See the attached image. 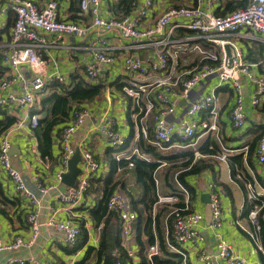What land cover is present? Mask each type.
<instances>
[{
	"label": "built area",
	"instance_id": "2783aa9c",
	"mask_svg": "<svg viewBox=\"0 0 264 264\" xmlns=\"http://www.w3.org/2000/svg\"><path fill=\"white\" fill-rule=\"evenodd\" d=\"M0 3V16L8 12L14 13V21L10 30L8 45L0 48V58L9 67V73L0 78V106L17 103L26 109V116L16 122L0 135V167L20 195L27 200L31 210L27 215L30 235L26 238L15 236L10 240L0 238V253L31 248L41 234L43 227H50L62 235L67 246H74L81 233L83 221L85 230L89 222L84 215L77 213V207L83 202L87 194L90 178L100 169L105 167L103 161L87 147L79 150L80 172L75 186H66L57 189V183L62 182V176L68 170V163L74 154L72 140L74 134L84 125L90 116L89 106H82L75 111L71 121L63 127L59 138L58 167L54 182L44 183L35 178L34 183L39 194L31 191L21 172L11 162V132L15 129L29 125L35 129L39 116L33 110L40 103L45 89L51 84L68 86L65 75L60 73L45 72L43 52L46 51L48 36H53L54 41L64 35L84 37L89 30L95 34L91 47L92 58L85 65L84 78L89 83L102 82V71L112 67L120 60L125 76L121 80L122 94L131 99V114L134 122L139 116L138 132L134 137L132 146L128 150L115 153L116 160H128L132 166V159H148L142 153L136 141L141 132L147 137L148 118L153 119V138L149 142L158 150L176 148L177 150L191 148L195 158H202L196 149V139L199 134L217 131L216 88L226 82L231 83L234 92V102L231 107L230 117L232 126L236 129L244 128L246 123L244 96L239 76H245L254 86L251 104L258 106L264 94V76L253 71V62L243 59L240 47L226 35H233L241 27H247L263 35L264 42V0H247L243 8L234 9L223 15L211 12L217 0H191L189 5L166 6L162 13L154 20L150 19L152 9L156 6L155 0H144L142 5L133 3L131 10L121 16L104 17L100 6L102 0H80L79 14L75 20H64L59 17L58 1L45 0L41 4L34 0H4ZM112 1V0H110ZM89 17L90 24L85 22ZM178 30V31H177ZM115 32L124 41H129L128 46H112L108 42L107 33ZM177 31V32H176ZM192 33L195 36L191 35ZM225 45L229 46V54ZM150 47L151 53L143 59L132 50ZM192 56L187 65H182L183 56ZM28 67L31 76L26 77L23 67ZM161 73L164 76L152 80L151 75ZM216 76L217 84L207 93H201L195 98L188 99L194 88L203 80ZM13 85H17L19 94L16 95ZM184 99L185 107L179 117H175L178 101ZM206 112V117H199ZM99 139L109 147H121L125 138L113 127L110 119L101 117L91 130ZM211 148V147H209ZM232 150H224L214 156L221 161H226ZM253 156L256 162L264 167V136L257 141ZM168 162L162 161L161 166ZM234 174L230 179H238L246 190L250 209L247 215L253 226L248 235L258 251L262 250L260 241V225L258 217L264 207V177L261 181H251L243 177L237 165L233 167ZM176 185L184 196L183 207H174L169 212L171 220V239L167 240L168 247L187 259L186 248L188 244L203 241L204 237L199 230L203 219L201 212L189 205V193L176 179ZM154 183L159 186V179L154 175ZM220 188L213 180L206 184L209 195L210 219L208 227L216 239L215 255L207 254L204 250L199 253L200 259L206 264H211L214 258L223 260L226 264H254L246 257L235 251L218 231L222 220V204ZM56 190L53 197L56 205L50 204V199H44L52 190ZM177 194L158 195V202H176ZM47 202V203H46ZM46 203V204H45ZM92 207L87 205V211ZM44 208L46 214L44 217ZM107 209L116 215L121 244L127 255L133 257L135 251L128 247V242L134 233V222L137 214L132 209L127 196L121 190H114L107 199ZM65 213L64 219H58V213ZM42 215V216H41ZM264 219V215H263ZM104 222L98 225L100 230ZM98 241H94V243ZM97 244H95L96 246ZM158 252L157 244L149 247L148 257ZM120 264L119 254L115 250ZM56 264L51 260H39L33 254L26 257L11 256L6 264ZM73 264V263H72Z\"/></svg>",
	"mask_w": 264,
	"mask_h": 264
},
{
	"label": "crops",
	"instance_id": "0c3cea01",
	"mask_svg": "<svg viewBox=\"0 0 264 264\" xmlns=\"http://www.w3.org/2000/svg\"><path fill=\"white\" fill-rule=\"evenodd\" d=\"M41 4L45 0H34ZM58 1V12L59 17L64 20L69 19V0H57ZM120 0H102L101 1V12L104 17L110 16H121L124 15L117 8V3ZM137 5H142L144 0H136ZM156 6L152 9L150 19L155 20L163 11L166 6H181L191 4V0H155ZM228 0H217L213 3L211 12L213 14L221 13L224 9V4ZM1 4H5L4 0H0ZM11 11L2 14L0 16V48L8 45L10 41V30L11 26L8 24ZM85 22L89 25V17L85 18ZM178 31V30H177ZM176 31V32H177ZM108 42L112 46H128L131 44L129 41L122 40L117 33H107ZM224 37L232 39L241 49L243 59L247 62H253L255 65L252 67L253 71L258 75L264 76V42L263 35L254 32L247 27H241L233 35L229 34ZM53 36H48L46 41V51L43 52V58L45 60V72H57L65 75L67 81L72 83V75H78L84 78L85 65L92 58L91 47L95 40V34L92 30H89L87 35L84 37H78L75 35H64L58 40L54 41ZM136 55L141 56L143 59L149 57L151 53L150 47L145 49L132 50ZM192 60V56H183L180 61L182 65H187ZM0 78L2 75L9 73V67L1 59L0 61ZM23 72L26 77L31 76V71L28 67H23ZM125 74L122 71L120 60H118L112 67H109L102 71V84H105L104 89L99 97L91 102H86L83 105L89 106L90 116L85 121L84 125L74 134L72 145L74 149H82L83 147L89 148L99 160L103 161L105 167L100 169L93 176L105 175L108 171V163L105 151L109 147L105 142L101 141L97 134L92 133L93 125L99 121L101 117L110 119L113 123V127L117 130L124 138H126L130 131L131 126L127 121V107L128 99L117 90L115 87L108 85L109 82L119 78L123 79ZM151 79L156 77L164 76L161 73H155L151 75ZM216 76H212L203 80L199 86L194 88L190 93L188 99L195 98L201 93H207L211 88L217 84ZM239 82L242 86L246 123L244 128L236 129L232 126L230 111L234 102V92L231 89V83L226 82L216 88V107H217V131H211L208 133L199 134L196 139V146L202 144L205 140L215 141L219 144L220 153L222 148L224 150H232L229 156L235 154H243V167L246 173L254 181H261L264 177V167L260 166L255 157L252 155L250 162L246 161L247 153V141L252 137V131L254 128L261 127L262 136H264V94L260 105L253 106L251 104V96L254 91L253 84L243 75L239 76ZM56 85H58L56 83ZM61 85V84H60ZM51 85L47 86L40 103L35 106V109L41 108L42 99L48 98L52 91H55V86L52 89ZM65 86V85H64ZM58 87V86H57ZM16 95L19 94L17 85H13ZM181 99L178 101L176 107L175 117H179L182 113L187 101ZM182 102V103H181ZM184 102V103H183ZM5 108L10 111L16 117V120L26 116V109L21 107L17 101L9 103ZM45 113V112H44ZM40 113L39 116H42ZM199 117H206L207 113L202 112L198 115ZM257 130V129H256ZM138 132V127L134 126V134ZM11 156L14 166L21 172L23 179L27 187L36 193L39 192L36 189L34 179H41L44 183L54 182L55 173L58 167V156H59V143L57 138L54 139L52 144V157L49 159H42L38 150L37 138L34 129H31L29 125H24L11 132ZM247 145V146H246ZM219 153V154H220ZM228 156V157H229ZM205 157V156H204ZM211 157V156H209ZM207 157V158H209ZM213 167L215 175L211 169H207L198 176L189 178L190 183L195 188L196 195L194 196L193 206L201 212L203 219L200 223L199 230L202 233L204 240L198 241L197 243L188 244L186 248L187 260L190 264H206L203 262L199 253L204 250L207 254L215 255L216 251V239L213 232L208 227L210 213L208 208V202L201 199V195L208 193L206 184L208 181L213 180L220 188V200L222 204V220L218 231L222 237L232 246V248L239 254L246 257L249 261L254 264H261L259 251L256 249L253 241L248 235V231L253 230V226L244 215L245 207V194L243 188L236 182L230 179V171L228 161H221L216 157H213ZM80 164V163H79ZM78 164V165H79ZM132 181V178H128ZM0 180L3 184L4 190L9 197L18 196L22 198V201L27 204V200L23 198L19 192L16 191L13 182L8 178L5 171L0 167ZM65 183H57V189H64ZM52 190L44 199H50V204L56 205V199L53 197L56 190ZM98 196L94 193L85 194L83 202L77 207V213L84 215L89 222V228L86 231V241L84 244L77 248L74 252L66 251V244L63 241L62 235L55 232L50 227H43L39 238L35 241L34 245L28 249H19L15 251H4L0 253V264H6V260L11 256L26 257L33 254L39 260H51L56 264H74L76 260L80 259L87 245H95L94 241H98L100 230L94 225L93 221L89 217V211L85 210L87 205H95V200ZM47 203V202H46ZM45 203V204H46ZM22 206L20 205V208ZM17 208V209H20ZM10 212V211H9ZM18 212V211H17ZM46 210L44 208V217ZM42 216V215H41ZM11 221L8 220L4 215L0 213V238L4 240H10L15 236L28 237L30 235V227L24 216H21L18 220V214L12 210L10 212ZM65 213L63 211L58 213V219H64ZM117 227V219L113 217L109 224ZM116 232V233H117ZM128 247L135 251V255L130 257V264H137L139 258L136 254L137 246L134 243V237L132 236L128 242ZM211 264H226L223 260L214 258Z\"/></svg>",
	"mask_w": 264,
	"mask_h": 264
},
{
	"label": "trees",
	"instance_id": "16d2710c",
	"mask_svg": "<svg viewBox=\"0 0 264 264\" xmlns=\"http://www.w3.org/2000/svg\"><path fill=\"white\" fill-rule=\"evenodd\" d=\"M79 1L69 0L68 11L70 13L69 19L71 20L78 18ZM134 2L135 0H120L116 6L123 14H126L131 10ZM246 4L247 0H228L224 4L223 11L217 13V15H223L234 9L243 8ZM13 21L14 16H10L8 24L12 26ZM71 78L72 83L68 86L51 84L50 87L52 89L55 86V91H52L48 98L42 99L41 108L33 110L38 116L40 113H43L42 116H39L37 126L34 129L38 142V150L42 159H50L52 157L53 141L55 138L58 140L63 127L71 121L74 112L84 106V103L91 102L99 97L105 86L102 83H89L78 75H72ZM108 85L115 87L122 93L123 83L119 78L109 82ZM127 101L126 116L128 124L131 126V131L125 138L124 145L117 148L108 147L106 149L108 171L103 176L98 175L90 178L87 191V194L94 193L98 196L95 200V205L88 209L89 217L96 227L101 222H104V226L100 229L97 245H87L80 259L76 260L74 264H103L105 256L112 250H116L119 254L120 264H130L131 259L121 244L119 231L117 233L108 231L109 222L113 217L116 218V215L107 209V199L114 190H121L127 196L132 209L137 214L133 233L134 243L137 246L136 254L139 258L137 264H190L187 259L184 260L180 254L172 251L167 244V240L171 239L172 215H169V212L174 207H183L184 205L183 193L178 189L175 179L186 188L189 193V205L193 206L196 193L189 178L198 176L207 169H211L215 175L213 167L215 159L213 157L220 153L219 144L215 141L205 140L202 144L198 145L196 149L205 155L202 158H195L192 149H181L170 153H163L149 142L153 138V119L150 117L148 118L147 137L144 138L140 132L136 141L140 151L148 155L149 158H133V165L128 166V160L120 159L118 161L114 157L115 153L128 150L132 146L135 137L134 126H139V116L136 122L131 117L136 108L132 110L130 98ZM15 122L16 117L5 106H0V135ZM261 136V127L254 128L251 139L247 141L248 146L246 145L248 148L246 161L250 162L254 147ZM162 161H166L168 164L160 167ZM227 161L232 175L234 174L233 167L237 165L243 177L253 181L243 167V154L229 156L227 157ZM154 175L159 179L160 184L158 187L154 183ZM130 177L132 181H129L128 178ZM233 181L245 190L243 184L238 179H233ZM171 194H177L176 202H158V195L166 196ZM244 194V215L247 217L251 205L247 199L246 190ZM20 205L22 206L21 208ZM11 210L18 214V220L24 215L27 220V215L31 208L24 200L22 201V198L18 196L9 197L0 180V213L11 221ZM263 215L264 207L258 217L262 246V250L259 251L261 264H264ZM80 223L81 233L77 243L74 246L66 245V251L74 252L86 241L87 233L83 221H80ZM155 243L157 244L158 252L149 258V247ZM25 264L29 263L26 262Z\"/></svg>",
	"mask_w": 264,
	"mask_h": 264
},
{
	"label": "water",
	"instance_id": "95a60500",
	"mask_svg": "<svg viewBox=\"0 0 264 264\" xmlns=\"http://www.w3.org/2000/svg\"><path fill=\"white\" fill-rule=\"evenodd\" d=\"M226 52L229 54V46L225 45ZM184 101V100H183ZM182 103V102H181ZM184 103V102H183ZM11 152V151H10ZM13 152H11L12 154ZM81 160L80 152L78 149H75L74 154L69 160L68 170L62 176V181L68 186H75L77 183V176L80 172L79 162ZM201 199L205 202L209 201L208 193H204L201 195ZM108 231L111 233L117 232V227L112 226L110 223L108 225ZM118 260V257L115 255V250L109 251L104 258L103 264H114Z\"/></svg>",
	"mask_w": 264,
	"mask_h": 264
},
{
	"label": "rangeland",
	"instance_id": "374dc122",
	"mask_svg": "<svg viewBox=\"0 0 264 264\" xmlns=\"http://www.w3.org/2000/svg\"><path fill=\"white\" fill-rule=\"evenodd\" d=\"M192 36L194 35L195 36V34L194 33H192L191 34ZM196 148H197V146H196ZM186 149H191V148H186ZM177 149L176 148H169V149H160V151L161 152H163V153H170V152H174V151H176ZM12 158H13V156H11V162H12ZM12 164H13V162H12ZM14 165V164H13ZM122 192V191H121ZM123 193V192H122Z\"/></svg>",
	"mask_w": 264,
	"mask_h": 264
}]
</instances>
